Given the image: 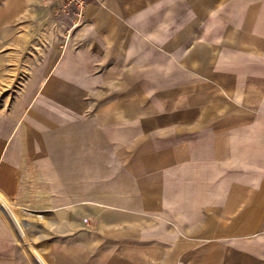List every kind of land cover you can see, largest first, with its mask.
<instances>
[{
  "label": "crops",
  "instance_id": "obj_1",
  "mask_svg": "<svg viewBox=\"0 0 264 264\" xmlns=\"http://www.w3.org/2000/svg\"><path fill=\"white\" fill-rule=\"evenodd\" d=\"M61 4L0 0L23 105L58 138L19 210L48 217L51 264H264V0Z\"/></svg>",
  "mask_w": 264,
  "mask_h": 264
},
{
  "label": "rangeland",
  "instance_id": "obj_2",
  "mask_svg": "<svg viewBox=\"0 0 264 264\" xmlns=\"http://www.w3.org/2000/svg\"><path fill=\"white\" fill-rule=\"evenodd\" d=\"M52 12L54 16L61 15V12ZM73 13L75 15L74 8ZM9 53L5 48L0 50V193L14 208L8 210L4 203H0V264H37L41 260L44 264H51L53 226L48 217L22 216L19 210L36 212V193L42 191L37 189L36 183L40 175L36 164L37 141L43 139L52 146L58 138L52 135L51 120L50 124L36 120L37 115L51 117L52 111L48 114L43 109L49 107L35 105L28 110L23 105L34 90L22 88V58L19 54L11 57ZM23 60L25 63L26 57ZM37 133L44 137H37ZM26 143L30 145V152L22 151ZM52 156L51 152L45 154L46 178H51ZM52 187L46 184L45 197L50 195ZM45 204L49 205L51 201L46 200ZM40 220L44 222L43 226L39 224Z\"/></svg>",
  "mask_w": 264,
  "mask_h": 264
},
{
  "label": "built area",
  "instance_id": "obj_3",
  "mask_svg": "<svg viewBox=\"0 0 264 264\" xmlns=\"http://www.w3.org/2000/svg\"><path fill=\"white\" fill-rule=\"evenodd\" d=\"M92 0H62V4L59 8L55 9V13L63 12L67 7L74 8L75 15L81 18L85 9V5Z\"/></svg>",
  "mask_w": 264,
  "mask_h": 264
}]
</instances>
